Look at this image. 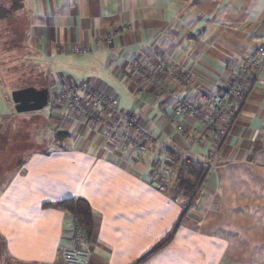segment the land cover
I'll return each instance as SVG.
<instances>
[{
	"label": "crops",
	"instance_id": "0c3cea01",
	"mask_svg": "<svg viewBox=\"0 0 264 264\" xmlns=\"http://www.w3.org/2000/svg\"><path fill=\"white\" fill-rule=\"evenodd\" d=\"M21 11L25 57L44 80L27 86H47L54 100L87 80L156 139L129 130L143 149L106 140L68 102L20 113L4 101L0 136L6 126L21 135L17 121L38 114L52 142L0 148L4 264H63L73 216L57 204L78 198L93 209L90 264L264 263V71L198 183L211 154L205 126L174 113L186 98L210 114L203 96L222 92L264 43V0H23ZM184 150L186 165L158 175L168 152ZM183 177L200 184L189 204Z\"/></svg>",
	"mask_w": 264,
	"mask_h": 264
},
{
	"label": "built area",
	"instance_id": "2783aa9c",
	"mask_svg": "<svg viewBox=\"0 0 264 264\" xmlns=\"http://www.w3.org/2000/svg\"><path fill=\"white\" fill-rule=\"evenodd\" d=\"M135 65H142L140 59L133 61ZM264 71V43L257 45L240 62L235 64L231 82L220 93L204 95L205 101L210 104L211 112L207 116L197 105L189 99H181L175 106V115L185 117L191 115L199 119L205 126L208 135V146L210 156L204 162L205 171L210 169L216 153L222 146L231 127L240 112L242 105L249 97L253 83ZM193 84V79L188 80ZM68 102L71 107L80 114H83L94 127H101L106 140L112 141L120 139L124 144L133 148L143 149L129 130L140 132L147 140L156 139L140 123L136 114L119 106L116 98L107 96L97 91L93 85L87 81L70 83V87L50 100V108L62 106ZM59 104V105H58ZM177 132L184 133L182 122L177 125ZM200 137L189 139L191 146ZM189 160L186 150L168 152L160 161V169L163 176L172 174L171 168L180 161ZM158 187L165 190L166 184L158 182ZM71 226L70 245L61 249V260L63 264H90L91 250L89 247V236L76 215H73Z\"/></svg>",
	"mask_w": 264,
	"mask_h": 264
},
{
	"label": "rangeland",
	"instance_id": "374dc122",
	"mask_svg": "<svg viewBox=\"0 0 264 264\" xmlns=\"http://www.w3.org/2000/svg\"><path fill=\"white\" fill-rule=\"evenodd\" d=\"M10 1L11 0H0V11H2L1 6L6 8L10 7ZM26 17L27 14L19 10L14 12L12 16L5 18L7 22L6 25L0 24V107H4L3 102L8 100L12 110L16 109L11 95L14 89L19 88L18 86H27L33 82H37L36 85H38V83H42L44 81L42 73L37 70L34 71L30 61H28L25 57L26 52L23 45L24 41L22 40V34L25 27L24 22L27 20ZM16 50L18 51L17 54ZM42 118V116H38L37 114V116H34V118L29 116L24 122H21V120L17 121V129H22L19 132V134H21L19 136L7 134L8 129L6 126L4 132L0 136V148L3 151V154L9 155L11 153V146H9L7 149H4V144L17 146L19 143H28L34 145H41V143H52L46 139L47 132L45 126L43 125ZM14 122L15 121L9 123L14 124ZM34 129L35 133H33ZM170 176H167V178ZM263 255L264 251L259 254L258 258L264 259L262 257ZM4 262V256L0 253V264H4Z\"/></svg>",
	"mask_w": 264,
	"mask_h": 264
},
{
	"label": "trees",
	"instance_id": "16d2710c",
	"mask_svg": "<svg viewBox=\"0 0 264 264\" xmlns=\"http://www.w3.org/2000/svg\"><path fill=\"white\" fill-rule=\"evenodd\" d=\"M22 6H23V0H11L10 1V7L7 6L8 8L1 6L2 11H0V24H3V25L5 24L6 25L7 22H6L5 18H7L9 16H12L14 14V12H17V11L21 10ZM36 83L37 82H33L31 84H36ZM38 84H40V83H38ZM18 87L22 88L21 86H18ZM49 104H50V102H49ZM44 109H46V108H44ZM128 111H130V110H128ZM186 161H188V160L180 161L175 166L181 167L182 165H186V163H185ZM204 169H205V166H199V170H198L199 172H198V175H197V178H198L197 183L200 181L201 175H203L202 172L204 171ZM158 172H159L158 175H160L161 172L160 171H158ZM184 180H186V179H184V177L182 179H180L179 184H183V182L187 183ZM197 183L196 184H191V183L188 184L187 183V186H188L187 190L189 191V195H188L189 198L186 199L183 202V204H189L190 200H191V196L192 197L195 196V194H196V192H197V190H198V188L200 186V184H197ZM57 205L59 207H62L64 209H66L71 214L76 215L78 217V220L81 223V225H83V227H84L85 231L87 232L88 236L91 234V232L93 230V227H94L93 209H92V206L90 205V203L86 199H83V198L66 199V200H63V201L59 202Z\"/></svg>",
	"mask_w": 264,
	"mask_h": 264
},
{
	"label": "water",
	"instance_id": "95a60500",
	"mask_svg": "<svg viewBox=\"0 0 264 264\" xmlns=\"http://www.w3.org/2000/svg\"><path fill=\"white\" fill-rule=\"evenodd\" d=\"M11 95L16 110L20 113L41 111L46 108L50 102V91L47 86H25L13 90Z\"/></svg>",
	"mask_w": 264,
	"mask_h": 264
},
{
	"label": "bare ground",
	"instance_id": "6f19581e",
	"mask_svg": "<svg viewBox=\"0 0 264 264\" xmlns=\"http://www.w3.org/2000/svg\"><path fill=\"white\" fill-rule=\"evenodd\" d=\"M137 73V72H136Z\"/></svg>",
	"mask_w": 264,
	"mask_h": 264
}]
</instances>
